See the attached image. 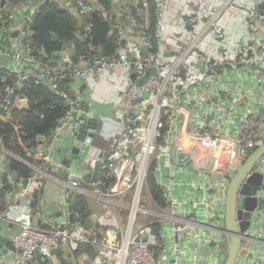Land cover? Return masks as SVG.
<instances>
[{
    "label": "built area",
    "instance_id": "1",
    "mask_svg": "<svg viewBox=\"0 0 264 264\" xmlns=\"http://www.w3.org/2000/svg\"><path fill=\"white\" fill-rule=\"evenodd\" d=\"M108 1L104 17L115 23V57H98L89 46L74 64L73 44L53 56L56 63L31 50L33 19L42 7L56 5L89 31L88 19L104 9L101 0H6L3 6L0 0V59L12 62L0 67L20 84L48 87L69 107L50 137L39 139L47 148L35 157L45 168L53 166L56 136L87 121L80 99L62 90L64 80L93 89L105 83L102 102L116 106L107 120L115 127L107 146L91 147L85 159L95 166L90 189L82 190V176L61 182L63 212L74 195H87L98 208L92 225L57 224L40 207L34 211L32 195L41 183L29 180L0 207V239L4 224L21 227L11 239L10 264H39L37 254L47 264H224L229 185L241 160L264 145V0H155L154 42L143 21L148 0ZM24 100L5 102L0 92V118L9 121ZM8 173L0 169V175ZM253 173L264 185V156ZM150 175L164 207L152 198ZM100 177L113 180L108 189ZM251 198L257 205L248 229L239 233L235 264H264V188ZM21 217L29 224L19 225Z\"/></svg>",
    "mask_w": 264,
    "mask_h": 264
},
{
    "label": "trees",
    "instance_id": "2",
    "mask_svg": "<svg viewBox=\"0 0 264 264\" xmlns=\"http://www.w3.org/2000/svg\"><path fill=\"white\" fill-rule=\"evenodd\" d=\"M103 10H96L88 19L91 24L89 31L85 30V25L79 27L78 22L74 19L71 12L61 9L56 5L44 6L35 15L31 26L32 35L28 39L27 44L33 52L39 53L44 61L48 58L62 52L64 47L73 44L79 55H83L88 51L89 46L95 48L94 55L111 60L116 55V40L110 36L115 23L106 20L104 14H109L110 4L108 0H101ZM149 8L147 19V34L154 42L155 36V0H148ZM57 37L55 41L53 36ZM81 38V39H80ZM38 54V56H39ZM47 56V58L43 57ZM56 63V60L53 59ZM67 80L62 82V90L70 89ZM0 92L3 101H11L12 103L18 98H24L28 102L25 109L16 108L12 111L9 121L0 118V149L10 153L16 158H11L8 166V174L0 175L3 185V195L15 191L17 187L10 185L12 174H16L17 178L13 183L23 180H31L34 178V168H44V164L32 158V152L35 150L40 138H49L51 133L58 127L59 121L62 120L69 107L61 96L54 93L51 89L43 85L36 84H20L16 75H12L4 68L0 67ZM2 114V110H0ZM2 151L0 150V157ZM68 165V162L65 163ZM105 181L108 189L113 180L107 177H100ZM95 179L87 178L88 186ZM150 193L154 201L165 206L161 189L157 186L152 175L148 177ZM86 186V185H84ZM42 189L32 195L31 208L37 211L41 205ZM5 205V204H4ZM2 204V210L5 206ZM71 207L76 219H79L84 226L90 221L92 208L90 203L83 194H76L71 201ZM89 252L94 253L90 247H85ZM90 249V250H89Z\"/></svg>",
    "mask_w": 264,
    "mask_h": 264
},
{
    "label": "crops",
    "instance_id": "3",
    "mask_svg": "<svg viewBox=\"0 0 264 264\" xmlns=\"http://www.w3.org/2000/svg\"><path fill=\"white\" fill-rule=\"evenodd\" d=\"M5 3H6V0H5ZM14 40L15 38L12 39V44ZM2 64L6 66L7 68L10 67L12 64L11 59H8V60L0 59V65ZM104 84L105 83H102V85L98 87L97 89L88 87L87 88L88 93H87V90L85 91L81 90V87L83 85L81 82H72L70 84V90L72 91L71 95H74L75 97L80 99V101H85L89 105L90 113L95 112V115L98 118V121L103 123L102 130L97 132L95 135V138L93 139V143L91 145L93 150L104 149L108 144L106 142L108 133L114 130L115 128L114 125H112V123L108 122L107 120L109 119V117H113L115 110H116V106L112 103L105 104L104 102H102V95L104 93V90H103ZM110 96L111 97L116 96L115 89L114 91L111 90ZM73 132H75V129H73L72 132L69 131V129L68 130L66 129L65 133L61 135L59 134L58 136H56L57 137L55 140L56 151L54 153L53 166L52 167L50 166V168L36 167V169L38 170L37 172L35 171L34 178L30 180V184L31 186H34L33 183L37 181L41 183V189H42L43 195H42L41 205L39 207L48 216V220L54 221V218L51 213V209L54 208L62 214V217L64 218V221L67 224L77 226L76 224H72L69 222L68 220L69 213L63 212L61 197L63 195L62 192H63L64 186L61 182H65L69 180L71 181V176L74 177V175L82 176L83 179L87 180L88 174L93 172L94 170L93 168L95 166L92 163L85 162V160L84 161L74 160L72 158L73 157L72 147H73L74 137L71 134ZM46 148H47V144L45 142H42V143L39 142L35 150L32 152L34 156V157L32 156L33 159L41 162V160H39L38 157H35V155H37V153L42 154V152H44ZM10 158L11 157H9V155L2 154V156L0 157V169L2 170L8 169ZM178 158L181 159V156L178 155ZM66 162H68L67 166L65 165ZM50 171L53 174H51ZM11 180H13L14 182L13 178ZM13 182L11 181L10 185L17 187V188L21 187L20 185L21 181L20 183H18V186H16L17 184ZM81 186H82L81 187L82 190L87 191L86 189V187L88 186L87 182L86 183L83 182ZM2 191H3V185L2 183H0V207H2V204L3 205L5 204L7 206L10 203L9 196L5 194L3 195ZM84 196L87 197L90 203V206L92 208V214H93L94 211H97L98 208L93 205L92 201L87 195H84ZM22 209L23 208H21L19 212H21ZM91 221H92V217H90L89 222ZM36 224H38L37 221H36ZM19 225H23V224L19 223ZM20 229H21L20 226L19 227L18 226L8 227L7 225L4 224L2 226L1 239L6 242L10 241L12 237L17 232L20 231ZM90 254L93 255L91 251H90ZM14 257H15V251H11L8 248H3L2 250H0V259L5 258V260H1L2 264H10L14 260Z\"/></svg>",
    "mask_w": 264,
    "mask_h": 264
},
{
    "label": "water",
    "instance_id": "4",
    "mask_svg": "<svg viewBox=\"0 0 264 264\" xmlns=\"http://www.w3.org/2000/svg\"><path fill=\"white\" fill-rule=\"evenodd\" d=\"M5 0H2V6L4 5ZM72 12V11H71ZM17 34H14L16 36ZM53 39L56 41L57 37L54 35ZM74 56L72 57V61L74 64L78 63V57L76 56L77 52L74 51ZM58 59V57H56ZM67 72V71H66ZM153 71L149 70L145 74V76L140 80V82L144 81L149 74H152ZM133 81H135V76L131 77ZM88 87L86 85H82L81 90H87ZM87 95V94H85ZM146 95V94H145ZM28 106V102L26 100L21 102V109H25ZM81 109L87 115L86 124L83 126H76L74 140H73V159L74 160H82L84 161L90 151L91 145L93 143V139L97 132L102 130L103 123L98 121V118L95 115V112L90 113L89 105L85 101H81ZM264 156V145L259 147L249 158L245 161L244 165L236 175V177L231 181L226 199V229L228 232V243H227V257L225 259L224 264H235L237 255L239 252L240 242H239V233L244 232L249 227L248 220L251 217V213L256 208V200L251 198L261 187L264 188L263 185V176L258 173H253L250 175L255 165L258 161ZM12 178L15 180L17 178L16 174H12ZM29 184L28 180L21 181V186L23 189H27ZM242 208H244L247 212L243 213ZM52 216L54 221L57 224H62L64 222V218L62 214L58 212L56 209H51ZM68 220L72 224H76L77 226H81L80 220L76 219L73 213L72 207L68 208ZM244 218L245 221L241 223H237V220ZM18 223L23 225L29 224V219L27 217H21L18 220ZM40 223V222H39ZM92 225L91 222L86 224V228H89ZM3 248H8L11 251H15L12 241H3L0 239V250ZM37 259L39 264H47L44 263L39 254H37Z\"/></svg>",
    "mask_w": 264,
    "mask_h": 264
},
{
    "label": "rangeland",
    "instance_id": "5",
    "mask_svg": "<svg viewBox=\"0 0 264 264\" xmlns=\"http://www.w3.org/2000/svg\"><path fill=\"white\" fill-rule=\"evenodd\" d=\"M244 163H245V159H242V160H241V163H240V164H241L240 167L243 166ZM236 174H237V173H236Z\"/></svg>",
    "mask_w": 264,
    "mask_h": 264
}]
</instances>
